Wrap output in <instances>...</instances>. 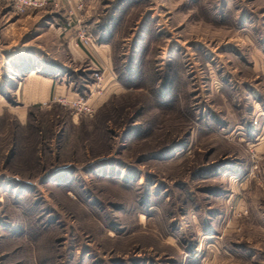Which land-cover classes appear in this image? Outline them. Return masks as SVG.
Segmentation results:
<instances>
[{"label": "rangeland", "instance_id": "rangeland-1", "mask_svg": "<svg viewBox=\"0 0 264 264\" xmlns=\"http://www.w3.org/2000/svg\"><path fill=\"white\" fill-rule=\"evenodd\" d=\"M88 2L126 89L91 116L15 111L2 14L67 12L0 2V264H264V0Z\"/></svg>", "mask_w": 264, "mask_h": 264}, {"label": "crops", "instance_id": "crops-1", "mask_svg": "<svg viewBox=\"0 0 264 264\" xmlns=\"http://www.w3.org/2000/svg\"><path fill=\"white\" fill-rule=\"evenodd\" d=\"M49 3L58 7L62 15L70 9L80 20H82L81 4H84L83 15L85 16L86 8L89 6L88 0H49ZM39 17L40 15L33 13L17 18H10L7 14L1 16L5 21L9 20L7 29L13 27L14 34L19 32L14 35L16 36L13 37L14 42L8 40L4 44V46L13 47V52L10 50V54H7L8 47L5 49L4 64L12 61L15 62V67L23 70L12 91L14 101L17 103L15 106L18 108L15 111L25 114L32 106L42 108L55 103L58 97L71 98L83 92L87 102L98 110L112 97L126 91L113 70L109 36H106V40H92L85 49L74 42L72 28H66L62 25L63 21L57 22L54 19L55 21H49L43 29L34 31V35L23 40L26 27L29 24H36ZM18 40L20 43L17 45ZM37 42H40V47L36 45ZM23 53L27 55L24 59L20 57ZM68 65L72 69L78 70L79 66L84 70L85 73L81 75V79H78L80 81L78 84L75 79L67 76L65 71ZM93 72L100 75L99 81L94 79ZM98 84L96 90L95 87ZM262 131L263 127L260 128V132Z\"/></svg>", "mask_w": 264, "mask_h": 264}, {"label": "built area", "instance_id": "built-area-1", "mask_svg": "<svg viewBox=\"0 0 264 264\" xmlns=\"http://www.w3.org/2000/svg\"><path fill=\"white\" fill-rule=\"evenodd\" d=\"M11 2L14 11L21 14L29 9L44 6L49 0H11ZM64 27L69 29L73 27L75 43L82 48L86 49L93 40L91 34L80 24L79 17L75 16L70 9H67V13L64 17ZM92 74L94 79L99 81L100 75L97 72H93ZM56 101L69 107L75 114L81 113L91 116L94 112V108L87 102L86 97L80 95L71 98L58 97Z\"/></svg>", "mask_w": 264, "mask_h": 264}, {"label": "trees", "instance_id": "trees-1", "mask_svg": "<svg viewBox=\"0 0 264 264\" xmlns=\"http://www.w3.org/2000/svg\"><path fill=\"white\" fill-rule=\"evenodd\" d=\"M106 38H107V37H99L98 40H106ZM118 80H119V78H118ZM119 81H120V80H119Z\"/></svg>", "mask_w": 264, "mask_h": 264}]
</instances>
